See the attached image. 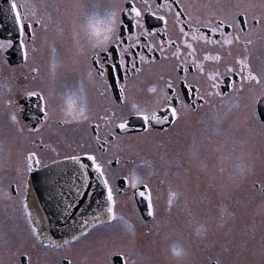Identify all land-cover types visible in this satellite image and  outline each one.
Listing matches in <instances>:
<instances>
[{
	"label": "snow or ice",
	"instance_id": "1",
	"mask_svg": "<svg viewBox=\"0 0 264 264\" xmlns=\"http://www.w3.org/2000/svg\"><path fill=\"white\" fill-rule=\"evenodd\" d=\"M21 7L16 0H11L10 13L15 33L0 38V62L4 64H8L9 56L16 52L23 64L27 65L30 52H35L36 29L43 26L42 19L34 18L35 12L31 15L22 13ZM85 17L91 44L87 77L89 81L100 85L99 94L106 98L109 107L104 108L103 113H93L84 81L81 80L66 97L67 103L61 109L64 118L58 122L86 125V132L95 148L86 149L81 143L78 145L81 150L79 153L65 155L63 161L53 160L52 163L58 165L70 162L73 166L70 174L64 175L69 193L74 191L75 203L67 202L65 212L83 203L82 198L91 195L88 192L91 187L90 174L95 173L106 193L104 211L107 220H101L99 215L93 216L91 225L87 220L84 221L82 231L71 235L70 239H64L62 244L50 236L47 242L42 239L43 226L37 227L39 221H34L29 211L28 190L33 174L49 168L43 159L46 150L60 155L43 139V131L50 127L49 122L54 114L52 98L44 88L36 87L25 88L17 100L9 101L10 105H15L9 119L17 126V132L32 137L29 140L31 148L23 156L22 167L17 168L21 179L14 191L21 197L20 204L32 237L45 248H70L86 237L89 229H94L97 224L124 221L123 216L117 215V201L106 171L114 161H105L101 157L108 145L129 133L133 124L139 123L137 131L141 134H149L165 125H174L182 114L195 112L214 98L223 99L227 89L233 95L247 93L244 96L246 122L264 129V74L254 72L249 55L253 34L257 29L264 31V16L250 14L247 9H243L214 19L197 18L194 24L182 0H125L123 5L103 11L99 5H92L90 11H85ZM147 17L154 18L159 27L149 26ZM170 19L172 27L177 30L175 38L170 33ZM202 28L207 31H202ZM197 45L203 47L198 49ZM240 47L243 53L234 55L233 49ZM158 62H165L167 72L160 75L159 87L149 88L148 91L154 94L153 98L143 103L133 101L129 104L126 87L130 75L136 76L144 65ZM206 62H213L215 67L206 70ZM55 69L54 63L53 72ZM31 73L35 80L39 69L32 67ZM253 84L260 86L261 90L254 91L250 87ZM23 120L30 121V124L20 126ZM115 163L119 164V159ZM122 182L131 190L133 199L139 196L142 202H146L147 215L153 217L155 206L151 185L135 169L125 174ZM62 187L60 194L63 197ZM259 190L264 192V184L259 185ZM7 195L11 197L12 192L9 191ZM173 196L174 193H170L169 206ZM124 223L127 224V221ZM128 228L131 230V225ZM26 259L30 264V257ZM62 264H73V261L64 257ZM121 264H128L126 255Z\"/></svg>",
	"mask_w": 264,
	"mask_h": 264
},
{
	"label": "rangeland",
	"instance_id": "2",
	"mask_svg": "<svg viewBox=\"0 0 264 264\" xmlns=\"http://www.w3.org/2000/svg\"><path fill=\"white\" fill-rule=\"evenodd\" d=\"M200 4L221 5L222 0ZM250 87L259 92L254 84ZM246 94L223 98L222 110L208 124L176 133L183 128L177 124L174 131L130 138L128 172L135 169L151 185L154 216L145 221L131 190L119 195L116 180L114 196L123 207L116 206V212L127 224L120 220L99 224L70 248H45L34 239L30 251L26 248L30 236L20 230L15 240L13 206H20L22 218L24 212L7 193L31 146L26 137L13 139L7 133L10 122L4 116L0 264H15L17 254H29L32 264H62L64 257L73 264H113V255L120 253L128 264H264V192L259 190L264 184V129L246 122L245 99H240Z\"/></svg>",
	"mask_w": 264,
	"mask_h": 264
},
{
	"label": "flooded vegetation",
	"instance_id": "3",
	"mask_svg": "<svg viewBox=\"0 0 264 264\" xmlns=\"http://www.w3.org/2000/svg\"><path fill=\"white\" fill-rule=\"evenodd\" d=\"M124 2L125 0L122 1L121 5H123ZM182 2L193 17L194 24L197 18L200 20H205L209 17L214 19L216 16L222 17L236 10L243 9H247L250 14L264 16V0H239V2L238 0H222L221 5L200 4V0H182ZM16 3L23 6L20 9L22 13L28 12L31 15L32 12H35L36 16L34 18L42 19L43 26L37 27L36 29L35 52H30V59L27 65L23 64L20 56L16 52H13L9 56L8 64L0 62V122L5 116L10 122L7 133L12 135L11 137L13 139L22 136L26 137L29 141L32 137L27 133H25V135L19 134L17 132V126L13 125L9 119L11 113L15 110V105H10L9 101L17 100L25 88L41 87L51 95L52 108L54 109V114L49 122L50 127L43 131V139L60 154L57 156L56 153L52 152L50 149L46 150L43 154L44 162L50 164L53 160L63 159V154L65 153L68 155L79 153L81 150L78 145L81 143L85 145L86 149L89 147L94 149L95 145L90 142V137L86 132V125L76 123L62 124L58 121L64 118L61 109L67 103L66 97L75 90L81 80L84 81L89 107L93 113H103L104 108L109 107L106 98L99 94L100 85L89 81L87 77L88 57L91 51V44L86 28L85 11H90L92 5H99L101 11L112 7H118V5L114 4V0H16ZM10 4L11 0H0V38H5L15 33L14 20L10 13ZM146 20L149 26L159 27V23L156 22L154 18L147 17ZM169 28L172 37L175 38L177 30L172 27L171 19ZM201 30L207 31V29L204 28ZM252 39L253 44L249 46L252 68L256 74H264V31L257 29ZM197 47L199 49L203 46L197 45ZM53 49H55V52H53ZM73 50L74 52H71ZM210 50L215 51V49ZM238 52L243 53V48L233 49L234 55ZM158 55L157 53V56ZM54 63L56 65L55 72H53ZM32 67H37L39 69V75L35 80L32 78ZM214 67L215 64L213 62H206V70H212ZM166 72L167 67L165 62H158L156 64L144 65L142 71L136 76L130 75L126 87V95L129 104L133 101L143 103L151 100L154 94L148 91L149 88L153 86L159 87V77L162 74H166ZM256 88H258L259 91L261 90L260 86H256ZM225 92L226 95L224 98L234 96L227 89H225ZM235 96L239 98L241 95ZM240 99L242 100L244 98ZM34 100L35 98H33V101ZM22 102L28 103L27 101ZM34 106L33 104V107ZM126 108L127 106H125V110ZM220 110H222V99L214 98L203 108L195 112L182 114L174 125L158 127L152 132L165 133L173 129L177 124H180L183 128H177L176 131V133H180L184 128L188 130L191 127H195V125L208 124L212 119H216L215 116L219 115ZM3 123L2 121V125ZM28 124H30V121L23 120L20 126L23 127ZM138 135L142 134L138 133V131H129L122 139L108 145L107 151L104 152L101 157L105 161L109 159L114 161L106 171L111 186L112 183L117 180L116 183L117 187L119 186V195H122L125 189H127V186L122 182V177L128 173V166L132 163V160L129 158V140ZM48 157H54V159L48 160ZM117 159L120 161L119 164L115 163ZM119 172L122 173L120 174ZM117 174L120 175L116 177ZM14 176L9 190L12 192L11 199L20 203L21 197L15 194L14 189L21 178L18 176L17 172H15ZM20 192L21 194L23 193L22 184ZM33 198L37 202V207L44 218L42 224H37L38 228L41 225L43 226L44 231L42 233V239L47 242V237L52 236V234H62L65 229H51L48 224V219L38 202L39 200L32 179L28 190V203L29 200ZM118 206L119 209H123L122 205L120 206V204H117V207ZM13 209L15 223L12 225L14 228V235H12L15 240H17V233H19L20 230L23 234L30 236V241L28 242L30 248L28 244L26 248L31 251L35 238L32 237L30 233L25 216L22 218V215H20L21 213H18L20 206L14 205ZM29 211L32 213L30 207ZM120 214L121 213H118L117 215L119 216ZM101 216V219H107L105 211L102 212ZM23 224H25L26 229H24ZM26 257H29V254L21 256L17 254L15 264H29ZM121 259L123 260V257Z\"/></svg>",
	"mask_w": 264,
	"mask_h": 264
},
{
	"label": "water",
	"instance_id": "4",
	"mask_svg": "<svg viewBox=\"0 0 264 264\" xmlns=\"http://www.w3.org/2000/svg\"><path fill=\"white\" fill-rule=\"evenodd\" d=\"M139 127L140 125L137 122L132 125L130 131H137ZM72 168L70 162H63L58 165L52 163L49 168L42 169L33 175L34 188L38 194L40 205L48 216L50 226L54 229H65L60 235L52 234L54 239L68 238L74 231L81 229V225L87 217L102 212L106 207V193L103 185L97 179L96 174L91 173V187L88 189L91 195L82 198L83 203H79L74 208L69 209L68 212H65L67 202L75 203L74 191L69 193V189L65 184L66 176L64 175L65 173L70 174ZM61 187L63 197L60 194ZM135 199L142 216L144 219L149 220L146 202H142L139 196H136ZM121 261L120 257L115 258V264H121Z\"/></svg>",
	"mask_w": 264,
	"mask_h": 264
},
{
	"label": "bare ground",
	"instance_id": "5",
	"mask_svg": "<svg viewBox=\"0 0 264 264\" xmlns=\"http://www.w3.org/2000/svg\"><path fill=\"white\" fill-rule=\"evenodd\" d=\"M29 207L33 213V217H34V220L35 221H39L38 224H42L43 223V220L44 218L42 217L41 213H40V210L38 209L37 207V202L34 200V198L32 200H29ZM102 217H100L101 219ZM93 220L90 219V223L92 222ZM94 222V221H93Z\"/></svg>",
	"mask_w": 264,
	"mask_h": 264
}]
</instances>
